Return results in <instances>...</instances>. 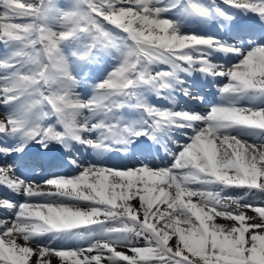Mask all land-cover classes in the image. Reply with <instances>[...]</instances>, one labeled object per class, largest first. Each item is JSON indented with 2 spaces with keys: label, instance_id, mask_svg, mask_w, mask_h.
Wrapping results in <instances>:
<instances>
[{
  "label": "snow or ice",
  "instance_id": "obj_1",
  "mask_svg": "<svg viewBox=\"0 0 264 264\" xmlns=\"http://www.w3.org/2000/svg\"><path fill=\"white\" fill-rule=\"evenodd\" d=\"M250 193L264 0H0V264H264Z\"/></svg>",
  "mask_w": 264,
  "mask_h": 264
},
{
  "label": "rangeland",
  "instance_id": "obj_2",
  "mask_svg": "<svg viewBox=\"0 0 264 264\" xmlns=\"http://www.w3.org/2000/svg\"><path fill=\"white\" fill-rule=\"evenodd\" d=\"M71 2V0H64V2L62 3V0H60L59 2H58V4L60 5L61 4V6H67L69 3ZM192 25H190L189 26V28L191 27ZM203 89H205L206 90V92H208L207 93V96H208V98L211 100V99H217V96H216V94H213L210 90H211V87H204ZM206 94V93H205ZM196 110L197 111H200V112H205V111H207V108L205 107V106H203L202 107V109H201V107L200 106H198L197 108H196ZM244 189H232V190H230V192L232 193V194H237V195H241V192L243 191ZM262 203H264V202H262ZM249 215H254V213H252L251 211H249V213H248ZM221 223H228L227 221H220Z\"/></svg>",
  "mask_w": 264,
  "mask_h": 264
},
{
  "label": "bare ground",
  "instance_id": "obj_3",
  "mask_svg": "<svg viewBox=\"0 0 264 264\" xmlns=\"http://www.w3.org/2000/svg\"><path fill=\"white\" fill-rule=\"evenodd\" d=\"M241 195H244L243 191L241 192ZM245 199L252 201L254 203H262V201H264V197L260 196L258 193L247 194L245 195Z\"/></svg>",
  "mask_w": 264,
  "mask_h": 264
}]
</instances>
